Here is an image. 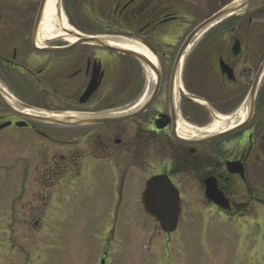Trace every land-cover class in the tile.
<instances>
[{
	"label": "flooded vegetation",
	"instance_id": "1",
	"mask_svg": "<svg viewBox=\"0 0 264 264\" xmlns=\"http://www.w3.org/2000/svg\"><path fill=\"white\" fill-rule=\"evenodd\" d=\"M47 1L0 0V137L19 132L7 141L37 140L53 153L37 158L49 166L37 179L35 206L26 199L32 174L24 181L16 204L37 213L26 222H62L75 199L106 190L107 175L113 198L105 236L124 249L137 246L146 223L158 227L140 197L160 177L183 219L197 224L200 242L210 241L207 227L220 218L232 235L229 264H264V0L211 22L186 46L233 0L196 21L181 15L188 0H59V23L48 31ZM72 16L104 22L99 35L130 48L71 43L61 22ZM54 116L63 124L39 121ZM177 247L171 240L167 252ZM171 255L162 262L177 264ZM108 258L99 254L98 264Z\"/></svg>",
	"mask_w": 264,
	"mask_h": 264
},
{
	"label": "rangeland",
	"instance_id": "2",
	"mask_svg": "<svg viewBox=\"0 0 264 264\" xmlns=\"http://www.w3.org/2000/svg\"><path fill=\"white\" fill-rule=\"evenodd\" d=\"M197 1H184L185 11L181 15L196 21L205 16L206 8L209 11L231 0ZM71 21L72 27L80 32L106 34L102 21L77 16H72ZM18 133L7 130L0 137V264H98V256L103 252L109 256L108 264H165L162 260L167 254L171 255L167 252L171 240L178 246L179 253L171 255L177 264H229L226 250L228 237L232 235L217 217L211 220L215 223L213 228L207 227L205 236L210 239L208 242L206 239L200 242L197 224L190 222L187 215L169 239V236L156 232H159L158 227L154 229L153 225L146 223L142 212H138L137 217L141 224L146 223L148 229L145 237L137 240V246L131 243L124 249L118 243L108 241L104 224L111 222L109 205L113 191L107 175H104L101 186L106 190L82 194L75 199L67 208L62 222L30 225L26 221L37 216L35 209L29 210V206L37 204L32 199L38 192L37 179L49 166L42 165L37 158L49 157L53 153L48 145L37 140L26 139L21 146L7 141ZM45 161L50 163L48 159ZM28 173L32 176L28 181L26 199L32 203L18 207L16 202L22 194ZM69 183L72 189L75 185L72 181ZM11 220L18 223L13 224Z\"/></svg>",
	"mask_w": 264,
	"mask_h": 264
},
{
	"label": "water",
	"instance_id": "3",
	"mask_svg": "<svg viewBox=\"0 0 264 264\" xmlns=\"http://www.w3.org/2000/svg\"><path fill=\"white\" fill-rule=\"evenodd\" d=\"M248 1L249 0H242V2L240 3L229 5L221 12L216 14L214 17L204 22L202 25L198 26L188 36L184 45L186 46V44H189L192 38L195 35H197L200 31L207 28L211 22L221 17L228 16L243 10L246 7ZM73 36L76 38L75 39L76 44L94 45L111 50L116 49L114 46L107 44V42L101 37L81 36V35L79 36L75 34H73ZM125 53L137 57L145 65L148 66L152 65L150 61L143 56H139L133 52H125ZM39 120L43 122H49L55 124L57 123L63 124L62 122H64V119H39ZM101 121H106V120H101ZM86 122L87 121H83V123ZM87 123H91V122H87ZM3 127L4 126L0 128ZM141 200L146 215L151 220L159 224L161 231L167 234L175 231L177 227V223L182 216V208L180 206V202L175 191L172 189V187L170 186L167 180H164L160 177H155L150 179L146 184V190L142 194Z\"/></svg>",
	"mask_w": 264,
	"mask_h": 264
},
{
	"label": "bare ground",
	"instance_id": "4",
	"mask_svg": "<svg viewBox=\"0 0 264 264\" xmlns=\"http://www.w3.org/2000/svg\"><path fill=\"white\" fill-rule=\"evenodd\" d=\"M242 2V0H236L235 3H240ZM57 4H58V0H48L47 1V5L45 7V14H44V22H45V30L48 31V29H51V25L50 24H54V23H59L57 19H55V12L57 9ZM61 25L64 26V22H61ZM104 40L107 42V44L116 47L117 45H124L125 48H130V46H128L127 44H122L120 42H116L115 40L111 39V38H104ZM123 47V46H122ZM141 53L143 55H145L147 58H151L149 56V54L142 52ZM53 118H58V117H53Z\"/></svg>",
	"mask_w": 264,
	"mask_h": 264
}]
</instances>
